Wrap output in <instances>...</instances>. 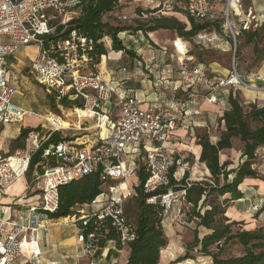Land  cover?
Returning <instances> with one entry per match:
<instances>
[{
	"label": "built area",
	"instance_id": "obj_1",
	"mask_svg": "<svg viewBox=\"0 0 264 264\" xmlns=\"http://www.w3.org/2000/svg\"><path fill=\"white\" fill-rule=\"evenodd\" d=\"M82 1L0 0V136L4 127L22 123L27 117L41 118L45 122V125L28 133L22 148L15 150L9 157L0 155V192L5 194L25 178L33 157L44 148L52 134L66 130L57 125V120L62 119L60 116H39L14 102L18 92L9 78L7 59L20 49L31 45L39 48V54L31 65L33 80L72 102L83 104V108L78 109L91 112V118L98 120L97 128L100 130L99 137L91 145L66 140L43 150V173L36 175L32 183L28 184V190L39 195V203L29 207L26 223L0 219V264H16L23 256L27 239L37 255L40 236L49 229L53 221L51 216L59 209L60 187L81 180L97 170H101L104 182L116 180L118 183L109 187L92 205L78 207L75 215L68 217L72 224L80 228L79 241L86 246L85 253L91 260L90 264H96L95 252L102 239L96 233L85 235L83 227L88 226L90 219H111L122 244L133 241L135 232L126 219L125 204L135 191L125 192L122 186L137 176L141 164L149 174L145 193H153L169 184L171 168L175 163L181 165L182 158L179 152L166 145L173 141L180 124L198 113L190 114L189 106L200 99L216 102L218 91L224 87L257 90L248 81V76L239 73L234 60L229 77L221 81L220 85H213L204 96L197 92L207 87V81L203 72L197 69L196 82H192L189 87H196V94L188 93L186 109H182L179 115H162L157 107L142 109L136 97L129 96L120 86L95 71L97 65L91 55L96 44L94 40L73 31L65 39L48 44L44 41V37L54 35L60 26H67L80 16ZM137 1L143 11L152 9L163 16L191 18L202 24L221 20L222 28L229 33L236 46L239 33L231 23L230 13L239 7L240 0H227V6L220 14L214 9L211 0ZM244 29L249 30L248 27ZM107 39L100 42L105 44ZM197 39L203 45L213 41L207 39L205 32L199 34ZM254 80L264 83V76L257 74ZM114 115L117 119L113 118ZM183 176H179L177 171L175 179L181 180ZM191 182L193 180L190 178L188 186ZM185 194V191L169 192L152 197L147 203L156 204L160 201L166 217L174 204L185 202ZM86 206L93 209L87 213L84 209Z\"/></svg>",
	"mask_w": 264,
	"mask_h": 264
},
{
	"label": "trees",
	"instance_id": "obj_2",
	"mask_svg": "<svg viewBox=\"0 0 264 264\" xmlns=\"http://www.w3.org/2000/svg\"><path fill=\"white\" fill-rule=\"evenodd\" d=\"M120 6L119 0H83L79 6L80 16L67 26H60L54 35L44 37L48 44L50 41H58L67 38L71 32L76 31L79 35L96 42L91 55L96 65L100 64L103 57L108 56V50L101 40L109 38L112 42V51L121 52L126 57H134L133 51L128 50L119 38L121 33H133L132 28L120 27L106 21L107 17L115 13ZM153 24L148 33L160 30L175 32L180 38L194 40L199 34L206 31H222L221 20L214 23H198L188 18V25L179 21L176 17L161 16L152 20ZM137 32L143 28H137ZM245 37L247 45H254L257 52V40L261 41V33L258 30L240 29ZM231 39V38H230ZM100 42V43H98ZM238 53V52H237ZM236 53L235 57H238ZM96 70V69H95ZM209 93L213 83L206 79ZM41 86V85H40ZM44 88L43 86H41ZM47 90V99L52 110L59 113V106L70 110L77 108L76 113L80 115L83 104L72 102L67 97L60 96L57 92ZM201 90L203 89L200 88ZM198 90V94L203 92ZM194 92L190 88L188 93ZM229 109L219 119V139L212 143L211 136L207 130H196L197 145L202 147L199 162L206 166L210 173L207 181H193L188 186L190 172H185L181 180L175 179L178 171L176 163L171 168L169 184L153 193H145V184L149 174L143 164L137 172L139 184L134 188V195L125 204V216L133 226L135 239L127 244L130 249L128 264H160L163 251L168 247L169 240L164 230L165 208L160 201L156 204H148L147 200L159 197L169 192L185 191L184 205L187 211L182 215L196 225L194 245L198 253L212 259V264H264V230L257 229L247 231L244 223L231 221L227 217V211L231 202L238 201L244 197L240 186L246 179H262L255 169L258 160V151L264 148V104L252 102L247 104L242 96L241 90L232 89L228 97ZM182 125V124H181ZM31 128L22 129L20 136L13 143V150L24 146L25 138ZM67 139L61 132H55L51 138L32 159L27 172L28 184L36 175L43 173V150L49 145L59 144ZM68 141V140H67ZM240 144L242 162L237 168L230 169L229 161L221 162V154L235 149V144ZM116 180L104 182L101 170L93 172L81 180L61 186L59 189L60 204L58 211L51 217L53 220L64 219L75 215L78 207L92 205L102 196L109 187L116 185ZM130 203L135 205V212L131 215ZM239 226V227H238ZM208 231L200 237L199 229ZM85 235L96 233L101 236L98 248H104L109 242H115L118 248L124 246L116 228L109 218L99 221L97 218L90 219L88 226L83 227ZM240 246L243 253L239 256L224 258L222 254L231 246ZM186 259L189 256H185ZM184 258L175 263H181Z\"/></svg>",
	"mask_w": 264,
	"mask_h": 264
},
{
	"label": "rangeland",
	"instance_id": "obj_3",
	"mask_svg": "<svg viewBox=\"0 0 264 264\" xmlns=\"http://www.w3.org/2000/svg\"><path fill=\"white\" fill-rule=\"evenodd\" d=\"M211 1L218 14L223 12L227 6V0ZM255 6L257 11L254 8ZM143 10L137 0H122L115 13L108 16L106 21L115 26L133 29V33L120 34L119 38L126 47L136 49L138 54H140L139 57L135 54V57L140 60L141 64L137 66L140 73L143 74V78L154 81L160 87H163L160 83L166 85V82L180 81L183 87L188 86L185 93L188 96L189 86L192 82H196L195 71L197 69L203 72L204 78L211 81L213 85H220L221 81L229 77L234 60L239 73L244 76L255 75L260 69L264 70V0H240L239 7L230 13L231 23L238 33H240L241 28L247 27L251 30H258L261 33V41L257 40L259 42L257 52L254 51L253 44L247 45L245 43V37L242 33L241 35H237L235 46L234 40L230 39L229 33L224 28H222L221 32L206 31L207 39L213 40L211 43L206 42V46L199 44L197 37L194 40H185L173 31L160 30L148 33L145 30H148L152 26V20L163 15L152 11V9ZM143 12L144 15H141ZM177 19L187 24L189 28L188 18L187 20L182 17ZM137 28H143V31H135ZM105 45L108 53H112V42L109 38L106 40ZM236 53L238 57H235ZM123 60L125 62L122 63V67H125L128 72L133 71L135 58L124 57ZM30 81L33 89L23 91V96L16 95L15 102L18 105L27 106L30 104V108L43 117L50 115L60 116L63 120H57V123H59L60 127L66 129L61 133L68 141L75 142L76 144L86 143L87 145H91L99 137L100 130L97 128L99 122L96 118H91L92 116L85 114L78 115L75 110L77 108L67 110L62 106L58 107L59 113H55L48 102L47 90L35 81ZM193 88L196 90V87ZM226 88L229 89L230 87H224V89ZM202 92L205 93V91ZM117 114L115 113V115ZM115 115L113 118L117 119ZM195 116V114L190 116V122L194 121ZM37 119L44 122L41 118ZM35 124V119L28 117L25 119V125ZM219 134V130L215 132V135ZM1 141H3L2 138H0V143ZM179 142L184 145H189L190 143L193 145L190 142L189 134L184 135ZM2 148L6 150V147L3 146ZM178 148L175 149L178 150L182 158L181 165L178 166L179 176L181 174L183 176L185 172L189 171L190 178L193 181H207L210 175L206 173L204 167L195 161L193 162L192 155L186 151V148L184 149L182 146ZM240 148V144L236 143L234 150L223 153L221 162L229 161L231 163L230 169L237 168L242 162ZM9 151L11 153L15 151L12 144H10ZM187 161L190 164L184 165ZM255 169L261 178H264V153L258 155ZM130 211L131 215L135 212V205L133 203H130ZM186 211L187 207L184 203L178 202L171 207V210L165 217L163 226L169 240V245L162 253L163 262L175 263L179 259L184 258L185 260L178 264H212L210 257L199 254L198 249L193 247L196 225L189 222L187 217L182 215ZM252 222L257 229L264 230V204L259 203L254 207L252 210ZM199 233L200 237H203L208 231L201 228L199 229ZM242 253V248L234 245L227 248L222 257L239 256ZM186 255L189 256L188 259L185 258Z\"/></svg>",
	"mask_w": 264,
	"mask_h": 264
},
{
	"label": "crops",
	"instance_id": "obj_4",
	"mask_svg": "<svg viewBox=\"0 0 264 264\" xmlns=\"http://www.w3.org/2000/svg\"><path fill=\"white\" fill-rule=\"evenodd\" d=\"M254 8L256 10V6ZM172 17L180 18L179 16ZM182 18L187 20L186 17ZM127 49L133 51L134 54L139 57L140 54H138L136 49H130L128 47ZM38 54L39 48L35 45H31L20 49L15 55L7 59L9 78L11 83L17 88V95H22L23 91L33 89L30 81H34L31 77V65ZM124 57L126 56L121 52L113 51L112 53H108V56L103 57L101 63L97 65L95 71L100 73L106 80L112 81L114 85L120 86V89L129 96L136 97L140 101L142 109L157 107L159 113L162 115H178L182 109H186L185 104L188 102V96L187 94L185 95V93L188 86L183 87L182 82L174 81L166 82V85L160 83V85L163 86L160 87L154 81L143 78L144 76L140 73L137 66L141 64L137 57L134 56L135 67L133 71L128 72L125 67H122V63L125 62L123 60ZM257 74L264 76V70L260 69L255 75H247L248 81L257 90H241L242 96L247 104L252 102L264 104V91H262L264 83L254 80V76ZM206 89L207 87L204 86L203 89L200 90L204 91ZM223 89L221 88L218 91L216 102L208 100L203 101V99H200L196 104L189 106L188 111L190 114L198 111L194 117L195 122H190L191 120H189L183 122L182 125L180 124L173 141L166 145V147L174 150L179 146L184 147V149L186 148V151L192 155L193 162L195 161L203 166L208 175H210V173L206 166L199 162L202 147L197 145L195 133L198 129L207 130L211 136L212 143H217L219 135H215V132L220 128L223 129V125L220 127L219 119L223 116V113L229 109L228 97L232 91L231 87L229 89ZM205 94L206 93H203L202 96ZM185 97L186 99H184ZM21 106L33 111V109L30 108V104ZM88 116L90 115L88 114ZM28 118L35 119L36 124L25 125L24 120L22 123L7 125L3 128V132L0 136L3 140L0 143L1 156L9 157L15 152L11 153L9 147L10 144L13 146L15 140L20 136L22 129L31 128L33 130L39 128L41 125H45L40 119ZM57 125L60 127L59 123H57ZM187 134L190 135V142H192L193 145H191V143L189 145H184L179 142L184 135ZM3 146L6 147V150H3ZM176 151L178 152V150ZM261 153H264V148L258 151V155ZM222 155L223 154H221V157ZM189 164V161L184 163V165ZM138 184V177L135 176L124 184L122 189L125 192H131L134 191V188L138 186ZM240 191L244 194V197L230 203L227 217L231 221L244 223V229L247 231L257 230V227L254 226L252 222V210L259 203L264 204V180L246 179L240 186ZM39 201L40 197L37 192L28 190L27 177L22 178L5 194L0 192V219L16 221L21 224L26 223L29 207L38 204ZM84 209L89 213L93 208L86 206ZM255 222H257V220H255ZM79 234V226L72 224L69 218L53 220L49 225V229L40 236L37 248L38 254H34V248L31 247L30 241L27 239L24 244L23 256L17 260L16 264H90L91 260L85 253L86 246L79 241ZM129 255L130 249L127 245L118 248L116 243L112 241L104 248H98L96 250L94 261L96 264H128ZM160 264L170 263L163 262L162 257Z\"/></svg>",
	"mask_w": 264,
	"mask_h": 264
},
{
	"label": "bare ground",
	"instance_id": "obj_5",
	"mask_svg": "<svg viewBox=\"0 0 264 264\" xmlns=\"http://www.w3.org/2000/svg\"><path fill=\"white\" fill-rule=\"evenodd\" d=\"M80 114H85V115L89 114L90 116H92L91 112L85 111V110H82V112ZM100 125L103 127V121H101ZM105 134H106V131H105Z\"/></svg>",
	"mask_w": 264,
	"mask_h": 264
},
{
	"label": "water",
	"instance_id": "obj_6",
	"mask_svg": "<svg viewBox=\"0 0 264 264\" xmlns=\"http://www.w3.org/2000/svg\"><path fill=\"white\" fill-rule=\"evenodd\" d=\"M76 212V211H75Z\"/></svg>",
	"mask_w": 264,
	"mask_h": 264
}]
</instances>
